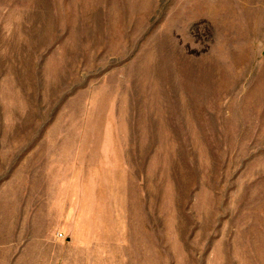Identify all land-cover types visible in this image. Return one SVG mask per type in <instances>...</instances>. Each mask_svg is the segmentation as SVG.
<instances>
[{"label": "rangeland", "instance_id": "374dc122", "mask_svg": "<svg viewBox=\"0 0 264 264\" xmlns=\"http://www.w3.org/2000/svg\"><path fill=\"white\" fill-rule=\"evenodd\" d=\"M0 264H264V0H0Z\"/></svg>", "mask_w": 264, "mask_h": 264}]
</instances>
